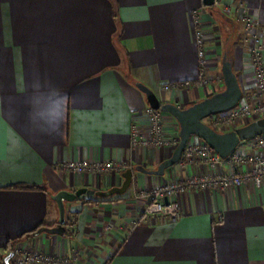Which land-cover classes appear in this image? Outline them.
Returning a JSON list of instances; mask_svg holds the SVG:
<instances>
[{
  "label": "crops",
  "instance_id": "1",
  "mask_svg": "<svg viewBox=\"0 0 264 264\" xmlns=\"http://www.w3.org/2000/svg\"><path fill=\"white\" fill-rule=\"evenodd\" d=\"M235 3L264 45V0H0V264H14L18 246L71 264H264V185L191 191L181 220L166 224L148 219L138 197L210 171L182 157L164 176L141 172L175 149L133 144L135 132L149 137L138 85L184 109L219 92L207 82L232 55L243 93L255 89L250 32L223 14ZM165 130L177 139L172 115ZM111 161L124 170L65 169ZM61 206L65 236L36 235L60 223Z\"/></svg>",
  "mask_w": 264,
  "mask_h": 264
},
{
  "label": "built area",
  "instance_id": "2",
  "mask_svg": "<svg viewBox=\"0 0 264 264\" xmlns=\"http://www.w3.org/2000/svg\"><path fill=\"white\" fill-rule=\"evenodd\" d=\"M225 14L230 17H239L238 19L243 21L245 30L250 32L248 34L249 40L252 41L250 48L251 66L256 79V87L253 91L243 93L237 107L228 112L213 115L208 119L226 114L224 121L227 124L232 126L238 122L249 124L257 119L264 118V45L262 38L253 33L256 23L250 11L242 3L226 6ZM197 22L200 23V21ZM196 36L199 61L203 72L206 61L205 39L202 32H199ZM210 82L211 80L207 82V85ZM166 115L160 110H155L150 106L147 107L144 119L149 126V137H140L135 132L133 144L147 149L151 147H172V149H176L180 143L179 131L177 139L167 136L165 130ZM207 124L220 133L236 130L233 128V130L229 129L223 132L217 128L216 124ZM244 143H248L249 148L253 151L251 154H244L240 149L241 144L228 158L223 159L204 141L198 145L189 142L182 157H185V160H190L191 165L196 163L194 159H198L203 165L209 167L210 171L189 176L182 180H171L152 191L140 192L139 199L147 201L146 217L162 224L178 222L183 217L180 199L191 191L211 189L226 191L249 184L261 188L264 185V135ZM65 169L77 173L108 174L113 171L121 172L124 167L111 161L70 164L66 165ZM12 252L14 254V264H71L68 259L53 258L37 252L32 253L21 246L16 247Z\"/></svg>",
  "mask_w": 264,
  "mask_h": 264
},
{
  "label": "water",
  "instance_id": "3",
  "mask_svg": "<svg viewBox=\"0 0 264 264\" xmlns=\"http://www.w3.org/2000/svg\"><path fill=\"white\" fill-rule=\"evenodd\" d=\"M219 0H203L205 7H214ZM222 63V75L224 80V89L213 94L204 100L197 102L187 108H179L174 104H163L157 99L155 94L145 85H138L139 90L145 94L149 106L155 110H160L172 117L179 125L180 143L173 152L169 160L163 162L157 171H147L140 169L142 173L153 176H164L166 171L178 164L187 148L192 137L202 139L212 148L221 158H228L242 143L256 139L264 135V118L257 119L243 127L227 133H220L214 130L206 123V120L216 114L228 112L240 103L243 91L241 89L237 75L233 69V63L224 57ZM86 193L85 190L77 192L76 197ZM60 223L52 227H43L35 234L43 233L65 236L66 234V219L65 209L61 206ZM14 256L10 254L11 258Z\"/></svg>",
  "mask_w": 264,
  "mask_h": 264
},
{
  "label": "rangeland",
  "instance_id": "4",
  "mask_svg": "<svg viewBox=\"0 0 264 264\" xmlns=\"http://www.w3.org/2000/svg\"><path fill=\"white\" fill-rule=\"evenodd\" d=\"M223 14L226 16V17H230V16H227L225 14V12L223 11ZM239 17H235L236 20H238L237 22H239L241 25L244 26L243 24V21H241L240 19H238ZM224 80H223V77L221 74L217 73V75L215 76H212L211 77V82L208 84L209 87H211V90L210 91H221L224 89ZM213 95V94H212ZM210 95V96H212ZM221 118H224V119H221ZM226 118V114H221L219 115L218 117H215V118H210L207 120V123H210V124H216L217 128L221 131H228L229 129L230 130H233V128L237 129V128H240V127H243L245 125H247V123L245 122H238L236 123L234 126L230 125V124H227L224 120ZM218 120H219V123H218ZM232 126V127H231ZM14 250V249H13Z\"/></svg>",
  "mask_w": 264,
  "mask_h": 264
},
{
  "label": "trees",
  "instance_id": "5",
  "mask_svg": "<svg viewBox=\"0 0 264 264\" xmlns=\"http://www.w3.org/2000/svg\"><path fill=\"white\" fill-rule=\"evenodd\" d=\"M228 58H229V60L232 62V60H233V58H232V55H229V57H228ZM221 91H222V90H221ZM23 188H24V187H23ZM25 189H32V190H36V189H37V187H31V186H30V187H25V188H24V190H25ZM35 232H37V231H35ZM35 232H33V233H35Z\"/></svg>",
  "mask_w": 264,
  "mask_h": 264
}]
</instances>
